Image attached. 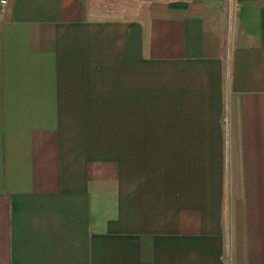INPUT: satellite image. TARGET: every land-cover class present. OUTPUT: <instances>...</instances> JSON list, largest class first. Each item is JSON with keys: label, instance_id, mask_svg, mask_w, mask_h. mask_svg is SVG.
<instances>
[{"label": "crops", "instance_id": "crops-1", "mask_svg": "<svg viewBox=\"0 0 264 264\" xmlns=\"http://www.w3.org/2000/svg\"><path fill=\"white\" fill-rule=\"evenodd\" d=\"M0 264H264V0H8Z\"/></svg>", "mask_w": 264, "mask_h": 264}, {"label": "built area", "instance_id": "built-area-1", "mask_svg": "<svg viewBox=\"0 0 264 264\" xmlns=\"http://www.w3.org/2000/svg\"><path fill=\"white\" fill-rule=\"evenodd\" d=\"M8 0H0V14H3L6 10Z\"/></svg>", "mask_w": 264, "mask_h": 264}]
</instances>
